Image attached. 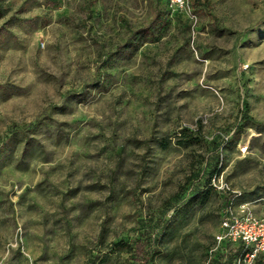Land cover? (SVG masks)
<instances>
[{
  "label": "rangeland",
  "instance_id": "obj_1",
  "mask_svg": "<svg viewBox=\"0 0 264 264\" xmlns=\"http://www.w3.org/2000/svg\"><path fill=\"white\" fill-rule=\"evenodd\" d=\"M189 4L0 0V264H264V0Z\"/></svg>",
  "mask_w": 264,
  "mask_h": 264
},
{
  "label": "built area",
  "instance_id": "obj_2",
  "mask_svg": "<svg viewBox=\"0 0 264 264\" xmlns=\"http://www.w3.org/2000/svg\"><path fill=\"white\" fill-rule=\"evenodd\" d=\"M168 1L172 6L182 10L190 9L189 0ZM215 239L217 246L224 243L241 245L245 252L243 257L251 263L264 255V216H255L245 205H242L239 211H235L231 203L224 211L220 232Z\"/></svg>",
  "mask_w": 264,
  "mask_h": 264
},
{
  "label": "trees",
  "instance_id": "obj_3",
  "mask_svg": "<svg viewBox=\"0 0 264 264\" xmlns=\"http://www.w3.org/2000/svg\"><path fill=\"white\" fill-rule=\"evenodd\" d=\"M197 140V138L189 132L187 129H184L182 132V135L180 138L175 142L176 145L178 146H188L194 143ZM170 142L164 141L162 142V145L164 148H167L169 146ZM210 184V182H209ZM117 245H122V244H117ZM225 246V243L222 244ZM220 245V246H222ZM117 246V247H119ZM132 252V259L135 262V264H153V258L150 256V252L146 250V244L145 242H138L135 244V247L131 250ZM236 252L240 256H244L245 252H243V247L241 245L238 246ZM259 257H264V255H261ZM258 257V258H259ZM257 258V259H258Z\"/></svg>",
  "mask_w": 264,
  "mask_h": 264
}]
</instances>
